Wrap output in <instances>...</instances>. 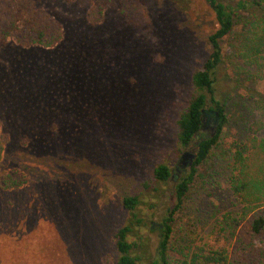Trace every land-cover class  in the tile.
I'll list each match as a JSON object with an SVG mask.
<instances>
[{
  "label": "rangeland",
  "instance_id": "rangeland-1",
  "mask_svg": "<svg viewBox=\"0 0 264 264\" xmlns=\"http://www.w3.org/2000/svg\"><path fill=\"white\" fill-rule=\"evenodd\" d=\"M37 1L61 20V40L0 45V170L25 176L20 187H0V264H117L113 234L129 215L120 200L132 193L153 252L175 182L157 183L153 168L167 161L181 172L194 151L175 154L176 120L209 55L213 13L203 0H141L149 21L136 26L113 0L90 23L77 0ZM261 4L241 12L223 49L215 88L229 123L176 215L172 264L232 242L239 206L222 151L234 137H264ZM212 129L206 118L199 135Z\"/></svg>",
  "mask_w": 264,
  "mask_h": 264
},
{
  "label": "trees",
  "instance_id": "trees-1",
  "mask_svg": "<svg viewBox=\"0 0 264 264\" xmlns=\"http://www.w3.org/2000/svg\"><path fill=\"white\" fill-rule=\"evenodd\" d=\"M74 1V0H65ZM85 7V18L90 23L102 19L103 9L113 0H77ZM213 13L215 30L208 36L210 52L201 66L190 76L187 102L178 112L176 120V151L194 148L188 167L174 173L167 161L153 168V180L164 183L174 177L170 192L172 205L157 225V245L149 251V237L143 232L147 225L139 212L138 193L122 196L120 202L129 213L128 218L113 234L117 251V264H172L173 224L176 215L184 209L188 192L195 183L198 169L214 149L222 145L224 129L229 123L225 104L216 97L215 73L224 58L227 46L242 11L260 6L264 0H203ZM118 10L126 20L136 26L149 21L147 7L141 0H117ZM263 40L258 46H264ZM62 38L61 20L37 0H0V45L8 39L26 47L40 45L52 47ZM206 118L213 123L212 132L200 136ZM6 138L0 132V161ZM230 163L229 187L239 210L231 218L232 242L228 246L209 247L182 254L181 264H264V137L246 135L234 137L222 151ZM25 176L17 171L0 170V187L11 189L22 186ZM145 182L144 187L148 188ZM157 195L151 196L152 200ZM153 205H150L152 208Z\"/></svg>",
  "mask_w": 264,
  "mask_h": 264
},
{
  "label": "water",
  "instance_id": "water-1",
  "mask_svg": "<svg viewBox=\"0 0 264 264\" xmlns=\"http://www.w3.org/2000/svg\"><path fill=\"white\" fill-rule=\"evenodd\" d=\"M192 158H193V155L191 154V155H190V160H189V162H187V165H189V164L191 163ZM182 165L184 166L185 164H182ZM187 167H188V166H187Z\"/></svg>",
  "mask_w": 264,
  "mask_h": 264
},
{
  "label": "flooded vegetation",
  "instance_id": "flooded-vegetation-1",
  "mask_svg": "<svg viewBox=\"0 0 264 264\" xmlns=\"http://www.w3.org/2000/svg\"><path fill=\"white\" fill-rule=\"evenodd\" d=\"M184 153H187V151H185Z\"/></svg>",
  "mask_w": 264,
  "mask_h": 264
}]
</instances>
